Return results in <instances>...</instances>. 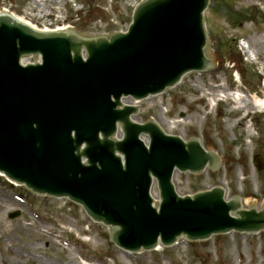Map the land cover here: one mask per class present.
I'll return each mask as SVG.
<instances>
[{"label": "water", "instance_id": "1", "mask_svg": "<svg viewBox=\"0 0 264 264\" xmlns=\"http://www.w3.org/2000/svg\"><path fill=\"white\" fill-rule=\"evenodd\" d=\"M208 3L143 0L125 33L92 38L42 33L0 13V175L34 195L81 206L127 253L175 247L180 238L196 243L264 232V206L245 210L221 188L178 196L174 172H217V157L196 139L183 142L152 122H131L138 109L121 105L199 74L191 72L214 70L204 26ZM30 57L39 62L20 64ZM117 125L120 140L113 139ZM254 164L263 169L258 157Z\"/></svg>", "mask_w": 264, "mask_h": 264}, {"label": "rangeland", "instance_id": "2", "mask_svg": "<svg viewBox=\"0 0 264 264\" xmlns=\"http://www.w3.org/2000/svg\"><path fill=\"white\" fill-rule=\"evenodd\" d=\"M0 0L7 11L35 26L68 27L84 37L125 32L141 0H62L38 18L34 2ZM207 56L214 70L183 77L176 88L138 104L134 121H152L165 134L198 139L218 158L217 172L175 173L179 196L212 188L227 189L244 209L264 204V0H210L204 14ZM29 58L26 63H36ZM246 102L248 109L241 101ZM261 160L258 171L254 158ZM224 183L225 185L223 186ZM152 198L158 202L155 186ZM18 214L9 219V215ZM155 252L122 253L109 231L93 224L66 199L27 193L0 177V264H264V232L230 233L206 242Z\"/></svg>", "mask_w": 264, "mask_h": 264}, {"label": "bare ground", "instance_id": "3", "mask_svg": "<svg viewBox=\"0 0 264 264\" xmlns=\"http://www.w3.org/2000/svg\"><path fill=\"white\" fill-rule=\"evenodd\" d=\"M57 1L58 0H41L40 3L34 2L36 9H37V13H38V18L43 19L44 17L50 16V13L48 12L50 9L49 6H54L55 2H57ZM62 3H63V0L61 3H58V6H61ZM17 20H19L20 22L24 23L25 25L31 27L32 29L39 31V32H43V33H49L52 31H55V32H68L69 31L68 27H57V28L51 30L48 27L35 26V25H33V23L31 21H26V20L21 19V18H17ZM241 102L244 105L242 107V109H248V107L246 106V102L243 100ZM261 106H264V103H262ZM222 184H223V186L225 185L224 183H222ZM224 190L226 193L228 192L227 189L224 188ZM263 206H264V204H263ZM177 245L178 244H176L175 246H177ZM159 250H160V248L156 249V251H159Z\"/></svg>", "mask_w": 264, "mask_h": 264}]
</instances>
